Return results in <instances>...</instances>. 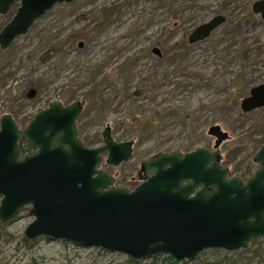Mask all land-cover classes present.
Segmentation results:
<instances>
[{
    "label": "rangeland",
    "instance_id": "1",
    "mask_svg": "<svg viewBox=\"0 0 264 264\" xmlns=\"http://www.w3.org/2000/svg\"><path fill=\"white\" fill-rule=\"evenodd\" d=\"M258 1L262 0L56 4L26 35L0 50V119L9 114L24 130L55 101L65 106L82 102L77 126L86 147L103 146L108 127L117 143H132L130 160L119 167L104 161L98 167L115 177V187L131 191L144 180L143 161L158 153L212 150L214 138L203 135L202 125H223L230 141L222 145V155L230 154L229 160L238 165L233 176L246 182L252 177L248 156L238 147L264 138V108L249 113L241 109L250 90L264 85V21L251 10ZM18 7L0 15V32ZM216 16L225 17V24L208 39L190 44L194 30ZM155 48L161 57L153 53ZM91 80L105 83L93 90ZM31 91L33 98L28 97ZM167 107L194 114L196 122L186 120L183 126L165 117L153 133L138 134L125 121L127 112L135 108L149 117ZM134 133L140 136L133 138ZM35 152L33 148L28 155ZM30 209L25 206L15 218L0 222V264H264V238L253 240L247 249L205 250L193 262H177L169 256L135 261L121 252L46 236L28 241L24 234L35 220Z\"/></svg>",
    "mask_w": 264,
    "mask_h": 264
},
{
    "label": "water",
    "instance_id": "2",
    "mask_svg": "<svg viewBox=\"0 0 264 264\" xmlns=\"http://www.w3.org/2000/svg\"><path fill=\"white\" fill-rule=\"evenodd\" d=\"M15 1L20 4L17 13L0 32L2 51L56 4L74 0H0V15ZM251 9L264 21V0ZM225 22L216 16L198 26L189 43L208 39ZM153 53L162 56L158 48ZM34 95L31 91L28 97ZM261 108L264 85L251 89L241 103L244 113ZM83 110L80 101L68 106L55 101L24 130L11 115L1 117L0 222L29 205L35 220L25 231L26 240L46 236L121 252L135 261L169 256L193 262L205 250L247 249L253 240L264 238V145L252 159L257 169L244 182L223 164L227 133L211 126L207 134L215 139L212 150L149 157L141 164L144 180L131 191L115 187V177L98 167L104 161L119 167L130 160L132 143H117L108 127L103 146L86 147L77 126ZM23 139L34 154L23 156Z\"/></svg>",
    "mask_w": 264,
    "mask_h": 264
},
{
    "label": "trees",
    "instance_id": "3",
    "mask_svg": "<svg viewBox=\"0 0 264 264\" xmlns=\"http://www.w3.org/2000/svg\"><path fill=\"white\" fill-rule=\"evenodd\" d=\"M251 10H249L248 13L252 16ZM89 77H92L93 80L95 79V78H93L92 74H89ZM93 80H91V83ZM99 83L104 84L105 82L102 81ZM92 84L91 85L93 87V90L98 89L101 86L100 84H96V83H92ZM137 109L135 108V110L128 111L127 116L125 117V121L129 122L131 125L133 124L135 127V131L138 134L140 132H142V133L148 132L150 134L153 133L160 126L159 121H161V119L165 118V117H170V118H173V119H175L181 123H184L183 126L185 124H188V123L192 124V123L196 122L194 114L183 113L182 111H180L177 108L167 107L166 109L155 110L152 112V114L149 115V117H145L146 112L144 110H137ZM186 120L188 121V123H185ZM124 124H126V123H124ZM131 125H129V126H131ZM219 126L221 128H223V125H219ZM131 127H133V126H131ZM202 127H203V135H205V133L208 132V129L210 127H206V125H204V124L202 125ZM224 127L226 128V126H224ZM138 134L134 133V134H131V136L133 138L134 137L136 138V137L140 136ZM227 141H230V139H228ZM234 143L237 144L238 146L240 145V141L238 139H235ZM263 145H264V138H259V139H253V140L250 139L248 142H245L243 145L241 144V146L238 147V151H241L242 155L245 154L246 156H248V161H249L248 173L250 174V177L253 175V173L256 169V166L252 162V158L256 154V152L261 148V146H263ZM20 147H21V150L23 152V155L31 154V151L33 150L31 145L28 144L26 141H22L20 144ZM229 157H230V154L228 155V153H227L223 157V160H224L223 162L226 166H229L231 168L232 173L234 174L237 171L238 165H236V161L229 160Z\"/></svg>",
    "mask_w": 264,
    "mask_h": 264
},
{
    "label": "flooded vegetation",
    "instance_id": "4",
    "mask_svg": "<svg viewBox=\"0 0 264 264\" xmlns=\"http://www.w3.org/2000/svg\"><path fill=\"white\" fill-rule=\"evenodd\" d=\"M18 4H19V2H17V1H15V2L13 3V5H18ZM13 5H12V6H13ZM12 6H11V7H12ZM19 6H20V4H19ZM11 7H10V8H11ZM18 8H19V7H18ZM10 10H11V9H9L8 13L10 12ZM8 13H7V14H8ZM16 13H17V12H16ZM16 13H15V14H16ZM7 14H6V15H7ZM6 15H1V16H6ZM14 16H15V15H14ZM12 19H13V18H12ZM10 22H11V21H10ZM4 28H5V27H4ZM4 28H3V29H4Z\"/></svg>",
    "mask_w": 264,
    "mask_h": 264
}]
</instances>
